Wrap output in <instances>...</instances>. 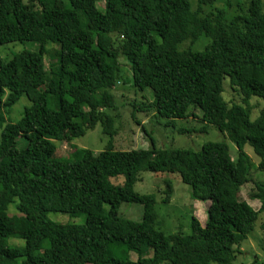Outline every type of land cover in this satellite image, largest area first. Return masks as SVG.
<instances>
[{"label": "trees", "instance_id": "trees-1", "mask_svg": "<svg viewBox=\"0 0 264 264\" xmlns=\"http://www.w3.org/2000/svg\"><path fill=\"white\" fill-rule=\"evenodd\" d=\"M101 1L106 31L90 19ZM216 1L195 0L192 9L191 0H0V47L12 42L39 46L37 52L0 61V114L22 97L29 102L21 119L0 132V264L235 261L264 212L263 184L252 196L260 201L259 210L238 198L252 166L244 147L250 145L264 160V106L250 120V100L264 102V8L263 0H247L229 15L227 0L223 9L207 12L205 7ZM112 36L119 40L117 47ZM201 38L209 41L204 50L181 48ZM47 44L59 47L55 68H45ZM119 57L128 65L134 89L151 92V101L132 103L137 125L138 114L166 120L164 127L171 128L178 120L200 118L199 131L211 126L224 134L235 145L237 160L224 142H207L193 151L158 149L149 138L147 151L114 150L113 118L107 111L115 109ZM226 78L240 103L225 100ZM97 124L110 138L107 149H81L75 160L55 157V141L66 134L82 137ZM18 137L22 149L16 146ZM142 167L178 174L191 199L209 202L205 225L191 217L189 234L165 235L155 228V196L133 190ZM119 176L123 185H113L110 179ZM171 193L167 182L163 204ZM123 203L143 206L140 222L119 216ZM11 204L23 215L8 216ZM48 213L84 215L85 223H53ZM261 229L264 233V222ZM9 238L24 245L11 247ZM148 251L151 256L143 257Z\"/></svg>", "mask_w": 264, "mask_h": 264}, {"label": "rangeland", "instance_id": "rangeland-1", "mask_svg": "<svg viewBox=\"0 0 264 264\" xmlns=\"http://www.w3.org/2000/svg\"><path fill=\"white\" fill-rule=\"evenodd\" d=\"M227 0H217L213 6L205 7L208 11L216 9H223ZM192 9L196 8L195 0H191ZM231 7L227 9L229 15L238 12V8L247 3V0H229ZM105 3L97 2L96 10L98 13L90 17L95 28L106 31V22L103 18L105 11ZM264 8V0H263ZM114 40V47H117L119 40L112 36ZM209 43L207 38H201L195 44L185 42L181 48L191 47L196 51L204 50ZM39 46L34 42H12L4 44L0 47V61L6 62L10 60L13 55L21 52H37ZM45 68L49 69L57 61L56 54L59 47L56 44H47L45 46ZM124 59V58H123ZM119 57L122 74L116 80L113 88V97L115 102V109L107 111L113 118V129L115 130L112 138V148L117 151L144 152L150 148L149 138H152L156 148L158 149H189L198 151L201 146L207 142H224L228 145L230 156L233 161L237 160V150L235 145L230 142L227 137L217 131L215 128L209 126L206 132L199 130L204 125L200 118L188 117L184 120L175 122V127H164L166 120L157 119L151 115L138 114L140 124L137 125L132 118V103L134 101H151V92H137L130 80V72L125 60ZM55 68V67H54ZM225 100L229 103H240L241 97L233 91L228 85V79L223 82ZM144 95V99H143ZM29 106V102L25 97H22L8 112H1L0 114V132L3 133L7 126L15 125L21 119L23 111ZM264 106L263 100L259 98H252L250 100V120L254 121ZM137 115V114H136ZM135 115V116H136ZM12 123V124H10ZM180 129H187L189 133L179 134ZM17 148L24 147V141L19 137L16 138ZM110 138L103 132L100 124H97L94 129L86 131L82 137H74L66 134L62 141H55L56 158L66 160H75L78 156V151L87 149L94 153L105 150L109 146ZM245 154L250 158L252 163L251 169L248 172V183L240 189L239 200L247 202L254 210H259L260 201L252 199V196L257 193L256 185H264V160H260L252 150L250 145L244 147ZM138 156V154H137ZM133 163V162H132ZM124 177L119 176L110 179L111 183L116 186H122ZM170 183L172 193L168 204H163L164 189L166 183ZM135 193L139 195H154L156 203L154 209L156 212L155 228L163 232L165 235L175 233H190L191 217H195L199 223L204 226L207 220V209L209 202H199L191 199L190 188L188 185L182 183L178 174L168 173H151L145 171L142 167L136 172V183L133 186ZM17 203V201H16ZM107 208V207H106ZM6 213L8 216L23 215L15 204L7 207ZM120 217L126 218L134 222H140L143 215V206L140 204L123 203L118 209ZM47 218L57 224H73L83 225L85 223V216L79 215L73 217L65 213H48ZM264 222V212L258 214V218L254 224L253 231L248 235L246 241L242 243L239 248L240 253L236 255V259L231 264H264V233L261 225ZM9 246L22 247L24 242L22 240L9 238L7 241ZM146 253V252H145ZM151 251L144 254L143 257H150ZM130 258L135 261L136 254L130 253Z\"/></svg>", "mask_w": 264, "mask_h": 264}]
</instances>
